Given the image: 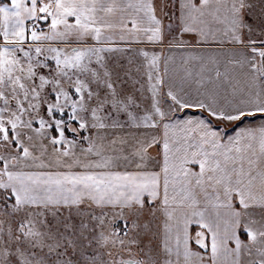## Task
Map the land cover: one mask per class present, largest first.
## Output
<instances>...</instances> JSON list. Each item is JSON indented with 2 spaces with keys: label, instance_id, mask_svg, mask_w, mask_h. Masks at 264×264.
<instances>
[{
  "label": "snow or ice",
  "instance_id": "6c2138e0",
  "mask_svg": "<svg viewBox=\"0 0 264 264\" xmlns=\"http://www.w3.org/2000/svg\"><path fill=\"white\" fill-rule=\"evenodd\" d=\"M0 264H264V0H0Z\"/></svg>",
  "mask_w": 264,
  "mask_h": 264
},
{
  "label": "crops",
  "instance_id": "0c3cea01",
  "mask_svg": "<svg viewBox=\"0 0 264 264\" xmlns=\"http://www.w3.org/2000/svg\"><path fill=\"white\" fill-rule=\"evenodd\" d=\"M228 127L231 128V125H229Z\"/></svg>",
  "mask_w": 264,
  "mask_h": 264
}]
</instances>
